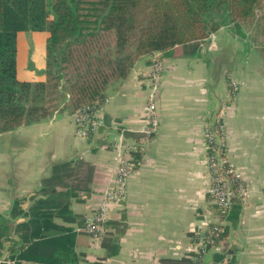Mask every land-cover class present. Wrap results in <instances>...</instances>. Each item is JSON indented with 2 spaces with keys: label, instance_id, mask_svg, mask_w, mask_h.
<instances>
[{
  "label": "crops",
  "instance_id": "obj_1",
  "mask_svg": "<svg viewBox=\"0 0 264 264\" xmlns=\"http://www.w3.org/2000/svg\"><path fill=\"white\" fill-rule=\"evenodd\" d=\"M197 45V51L181 46L162 59L158 130L139 143L127 196L112 204L104 234L93 238L81 223H63L73 229V264H193L194 236L213 223L225 225L227 238L207 248L202 264H264V8ZM150 58L110 84L108 102L99 110L106 125L85 142L75 136L66 110L0 133V257L20 244L22 231L16 227L28 220L25 213L43 195L42 180L56 163L69 161L79 169L73 213L85 219L97 210L115 184L114 142L123 134L131 142L143 137ZM217 121L228 161L246 184L239 208L227 218L208 197L212 173L206 133ZM17 200H23L24 214L12 218Z\"/></svg>",
  "mask_w": 264,
  "mask_h": 264
},
{
  "label": "trees",
  "instance_id": "obj_2",
  "mask_svg": "<svg viewBox=\"0 0 264 264\" xmlns=\"http://www.w3.org/2000/svg\"><path fill=\"white\" fill-rule=\"evenodd\" d=\"M262 8L264 0H0V133L59 110L71 114L103 110L110 84L126 79L143 58L150 56L152 65L181 46L197 51L199 41L222 26L252 20ZM25 31L49 33L43 78L35 81L18 76L17 39ZM209 133L215 184L232 192L228 207L215 203L214 208L227 218L239 208L245 197L239 188L246 184L228 161L220 121L210 126ZM78 172L76 165L64 161L53 165L42 180L43 195L25 213L28 220L16 227L24 233L20 244L9 247L8 257L16 264L31 259L45 264L76 260L73 229L63 223L85 225L86 218H78L71 209L81 189L75 185ZM22 204L23 200L14 202L12 218L24 214ZM206 233L213 236V244L227 238L220 223L211 224ZM1 235L9 236L8 231Z\"/></svg>",
  "mask_w": 264,
  "mask_h": 264
},
{
  "label": "built area",
  "instance_id": "obj_3",
  "mask_svg": "<svg viewBox=\"0 0 264 264\" xmlns=\"http://www.w3.org/2000/svg\"><path fill=\"white\" fill-rule=\"evenodd\" d=\"M164 71V63L162 61H155L151 65L148 72V89L147 99L144 104V124L140 129L143 137L139 141H129L126 137L121 136L113 144V149L117 152V167L115 184L109 187L104 192V197L97 208V210L86 217L83 229L86 230L95 238L101 237L106 231V223L111 216L112 204L124 200L127 196V181L134 170L135 158L134 153L139 148V143H144L150 140L153 134L156 133L159 126V118L157 113L158 92L161 88L162 77ZM74 122L78 124V132L82 141H86L91 134L97 133L101 127L105 126V117L98 109L95 111H88L87 109L79 110L74 115ZM206 138H212L209 130L206 133ZM210 170L212 173V183L208 189L210 195L214 196L213 200L217 204H222L228 207L231 204L232 192L227 187H220L215 184L213 174L215 166L211 163ZM239 190L243 193L246 188L240 186ZM216 229V228H215ZM213 236L208 235L205 231L195 234L193 241V255L194 264H202L207 248L213 244ZM0 264H16L15 260L8 256L0 257Z\"/></svg>",
  "mask_w": 264,
  "mask_h": 264
},
{
  "label": "rangeland",
  "instance_id": "obj_4",
  "mask_svg": "<svg viewBox=\"0 0 264 264\" xmlns=\"http://www.w3.org/2000/svg\"><path fill=\"white\" fill-rule=\"evenodd\" d=\"M48 36V31H25L18 34L17 69L19 71V78H32L33 75L36 76L35 80L43 78L46 59L45 46ZM73 115L74 114H72V118L74 122ZM74 126L75 136L78 140L82 141L77 130L78 124L76 122H74Z\"/></svg>",
  "mask_w": 264,
  "mask_h": 264
}]
</instances>
